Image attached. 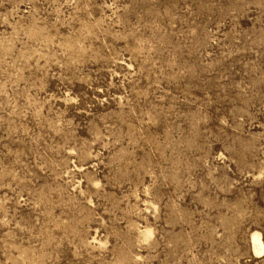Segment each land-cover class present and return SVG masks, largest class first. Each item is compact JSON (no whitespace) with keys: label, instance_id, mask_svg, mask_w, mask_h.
<instances>
[{"label":"rangeland","instance_id":"obj_1","mask_svg":"<svg viewBox=\"0 0 264 264\" xmlns=\"http://www.w3.org/2000/svg\"><path fill=\"white\" fill-rule=\"evenodd\" d=\"M0 264H264V0H0Z\"/></svg>","mask_w":264,"mask_h":264},{"label":"bare ground","instance_id":"obj_2","mask_svg":"<svg viewBox=\"0 0 264 264\" xmlns=\"http://www.w3.org/2000/svg\"><path fill=\"white\" fill-rule=\"evenodd\" d=\"M252 243L255 253L260 254L263 251L260 235L255 233L252 235Z\"/></svg>","mask_w":264,"mask_h":264}]
</instances>
